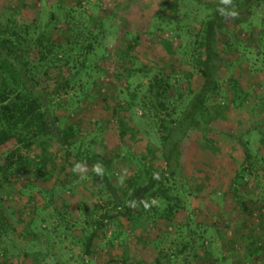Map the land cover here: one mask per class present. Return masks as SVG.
Returning <instances> with one entry per match:
<instances>
[{
	"label": "trees",
	"instance_id": "1",
	"mask_svg": "<svg viewBox=\"0 0 264 264\" xmlns=\"http://www.w3.org/2000/svg\"><path fill=\"white\" fill-rule=\"evenodd\" d=\"M179 1L168 0L172 12L178 8ZM188 1L199 4L204 12L198 28L193 27L192 22H186L187 16L180 19L176 17L175 27L167 28L179 42L176 51H170V54L175 55L174 62L180 76H183L181 79L185 81V87L177 86L179 81L173 70L176 67L165 68L162 65L141 63L138 68L134 65L124 66L121 71L127 101L118 106L119 110H140L143 114L139 121H150L157 128L158 157H138L125 149H118L111 157L89 149L80 150L75 155V163L82 166L81 171L87 177L88 184L98 188L99 193V204L95 210L88 211L84 203L78 206V211L92 224L80 229L81 257L77 264H91L89 261L94 241L112 224L125 226L133 231L142 230L157 222L170 228L175 227L176 216L185 210V202L176 188L178 170L182 163L181 147L195 133H200L199 141L203 146L217 151L218 144L210 137L212 131L209 123L215 116L214 112L223 109L221 102L240 108L255 100L254 107L258 108L260 115L264 114V80L259 83L262 91L254 94L252 85L244 79L229 72L226 76H221L220 54L226 49L227 52H233V49L228 41L224 44L219 41L230 31L232 24L236 27L231 33L232 38L238 41L241 26H251L249 20L256 16L259 8H264V0H232L229 5H223L221 0ZM82 3L77 6L80 18L85 20L68 13L64 23L67 35L60 42L53 36L54 29L41 30L35 20L23 14L20 7L6 9L4 0H0L1 193L11 192L18 177L26 178L20 190L21 196L29 193L28 202L35 198V194L46 200L52 189L39 188L37 183L43 180L49 182L54 175V168L47 170L45 163L51 158L53 161L60 152L64 153L66 162L71 157L70 150L76 143L78 132L72 125H60L53 101L67 95L75 81L91 70V58L101 23L90 12L88 0ZM220 7H225L229 12L234 11L236 15L225 19L218 12ZM167 21L170 24V19H165ZM160 29L165 31L161 27ZM254 33L251 32L256 36L258 52L264 53V30ZM240 45L242 42H239ZM166 46L170 50L171 45ZM184 66L191 70L183 69ZM52 71L58 74L55 80L52 79L55 75ZM196 78L201 79L199 87L193 86ZM120 111L112 110L119 128V138L124 140L128 136L134 137L135 130L127 127L129 121ZM246 133L250 134V131ZM246 133L227 135L229 140L240 147L244 156L242 165L231 179L234 202H239L244 212L249 210L246 202L251 203L248 198L241 197L245 194H240L246 190L247 184L244 181L252 177H264V157L259 151L250 149L243 138ZM259 143L264 145V134L260 135ZM30 153L34 155L32 158L28 156ZM119 160L131 167L128 169L129 173L115 184V161ZM97 163L103 166L102 176H97L93 171V166ZM76 164L70 163L69 169L72 171ZM60 167L65 169L62 164ZM157 175L158 178H154ZM133 200L136 201V206L128 207V202ZM145 203L149 207L145 208ZM95 215L98 218L95 219ZM29 220L32 223L34 217ZM26 221L24 223L29 226ZM86 222L84 225H88ZM62 226L52 229L58 239L70 236L67 224L60 230ZM190 232L188 230L187 242H181L176 255L182 257L187 252L186 256L195 255V264H210L209 260L198 255L201 251H206L204 246L207 239L203 236L205 232L196 235L193 232L191 237ZM17 235L15 228L7 221L0 222V264H12L11 259H29L36 255L17 246ZM246 241L244 249L250 260L256 261L262 254L264 258V229L260 235L250 236ZM173 255L158 251L152 264H163L164 261L171 260ZM125 263L143 264L137 259L123 261ZM52 264L56 262L52 260ZM109 264L119 262L114 260Z\"/></svg>",
	"mask_w": 264,
	"mask_h": 264
},
{
	"label": "rangeland",
	"instance_id": "2",
	"mask_svg": "<svg viewBox=\"0 0 264 264\" xmlns=\"http://www.w3.org/2000/svg\"><path fill=\"white\" fill-rule=\"evenodd\" d=\"M4 2L6 9L20 7L23 14L35 20L41 30L54 29L53 36L60 42L67 35L64 26L67 14L80 18L77 4H83L81 0ZM88 2L90 12L101 23L91 58V70L75 81L67 95L53 101L60 125H72L78 132L76 143L70 150L71 157L66 162L64 153L60 152L53 161L51 158L45 163L47 170L54 168V175L49 182L43 180L37 183L39 188L52 189L46 200L33 194L35 198L28 202L29 193L21 196L20 190L26 178L18 177L11 192H0V222L5 220L15 228L18 234L15 238L17 246L36 254L29 259H11L12 264H52V260L56 264H77L81 257L80 229L92 224L78 211V206L84 203L88 211L95 210L99 204V193L98 188L90 187L84 172L71 171L69 164H76L75 155L84 149L108 157L113 156L118 149L129 150L138 157H158L157 128L150 121H139L143 114L140 110H119L118 106L127 101L121 71L124 66L134 65L138 68L141 63L162 65L165 68L176 67L175 55L170 54V51H176L179 44L170 32L175 27L176 17L180 19L187 16L186 22H192L195 28H198L199 20L204 17L199 4L188 0H180L178 8L173 12L169 9L168 0ZM257 11L256 16L249 20L251 26H241L238 41L231 35L236 28L234 24L230 25V31L219 40L221 44L228 41L233 49V52H227L226 49L220 54L221 76L233 73L249 82L254 94L262 91L259 83L264 80V53L258 52L256 36L251 34L264 30V22L261 21L264 20V8ZM165 19H170V24ZM81 20L85 19L82 17ZM239 42L242 45L239 46ZM167 44L171 45L170 50L167 49ZM183 69L191 70L186 66ZM173 70L179 81L177 86L185 87V81H182L183 76H180L177 67ZM257 71L261 73H256ZM52 73L55 74L52 79H57L58 74L54 71ZM200 84L199 78L193 82L194 87H199ZM255 103V100H251L242 107L235 108L221 102L223 109L215 111V116L209 123L212 131L210 137L218 144L217 151L203 146L199 141L200 133H195L181 147L182 163L178 170L176 188L185 202V210L176 216L175 227L170 228L161 222L136 231L117 224L107 226L94 241L89 263L109 264L116 260L123 264V261L137 259L140 263L152 264L158 251H163L167 255L174 254L171 260L164 261L163 264H195V255L186 256L187 252L182 257L176 255L181 242H187L188 230H191L190 237L193 232L195 235L205 232L203 236L207 239L204 246L206 251L197 254L209 260L210 264H264L263 254L256 261L250 260L244 249L246 240L255 234L260 235L264 229V177H252L244 181L247 186L240 193L245 194L241 197L251 201H245L249 210L244 212L240 203L234 202L231 182L234 173L242 165L244 156L240 147L227 138V135L250 131L243 138L251 150L259 151L264 157V145L259 143L260 135L264 134V114H259L258 108L254 107ZM113 109L120 111L128 119L127 127L135 130L134 137L128 136L124 140L119 138V128L112 115ZM28 156L32 158L34 155L30 153ZM60 164L65 169H61ZM130 167L122 160L115 161L117 173L113 183L117 184L118 180L125 177ZM32 217L34 221L30 223L29 219ZM94 217L96 219L98 215ZM24 220H28L26 222L30 225L27 226ZM85 222L88 225H84ZM66 224L70 236L58 239L52 229L63 225L60 228L63 230Z\"/></svg>",
	"mask_w": 264,
	"mask_h": 264
},
{
	"label": "clouds",
	"instance_id": "3",
	"mask_svg": "<svg viewBox=\"0 0 264 264\" xmlns=\"http://www.w3.org/2000/svg\"><path fill=\"white\" fill-rule=\"evenodd\" d=\"M232 0H221V3L223 5H229L231 4ZM218 12L220 13V15L224 16L225 19H228L230 16H235L236 13L234 11L229 12L225 7H220L218 9ZM77 170H82L81 166L79 164H77L74 168H73V172H76ZM93 171L97 176H102L104 173V169L103 166L99 163H97L96 165L93 166ZM154 178H158V175L155 176ZM153 203H155V201H153ZM136 206V201H129L128 202V207L130 208H134ZM145 208L149 207V205L147 203H145Z\"/></svg>",
	"mask_w": 264,
	"mask_h": 264
}]
</instances>
